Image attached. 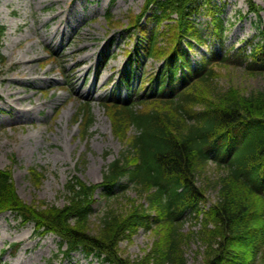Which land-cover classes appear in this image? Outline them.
<instances>
[{
	"label": "trees",
	"instance_id": "obj_1",
	"mask_svg": "<svg viewBox=\"0 0 264 264\" xmlns=\"http://www.w3.org/2000/svg\"><path fill=\"white\" fill-rule=\"evenodd\" d=\"M212 1L144 0L141 12L130 15L124 30L127 38L139 37L141 46L129 54L116 89L104 100L113 132L127 146L106 166L102 181L73 175L64 206L35 205L16 192L12 170L0 169V212L11 210L23 222H34L37 233L59 235L67 243L66 256L82 250L114 264H186L184 240L196 239L205 247L204 264H264V88L245 92L218 81L222 68L244 62L247 73L264 75V43L253 44L250 52L210 49L208 42L216 37L223 43L229 29L216 15L207 33L196 21L205 5L215 13ZM248 3L259 17L260 8ZM108 18L114 22L112 13ZM152 19L156 26L150 30ZM4 30L0 25V64ZM202 45L207 52L195 61L193 52ZM141 51L159 63L153 71L146 60L141 63ZM123 87L127 96L114 97ZM78 116L88 135L95 122L91 106L83 104ZM130 126L137 129L132 136ZM213 154L225 172L200 183ZM30 171L37 182L41 172ZM125 177L130 184L122 183ZM129 186L147 194L148 205L134 204L124 215L109 211L95 230L90 218L96 191L111 197L116 187L126 192ZM214 186L218 197L207 207L206 193ZM189 213L200 228L187 238L181 230ZM155 227L159 241L151 252L136 260L121 255L122 241Z\"/></svg>",
	"mask_w": 264,
	"mask_h": 264
},
{
	"label": "rangeland",
	"instance_id": "obj_2",
	"mask_svg": "<svg viewBox=\"0 0 264 264\" xmlns=\"http://www.w3.org/2000/svg\"><path fill=\"white\" fill-rule=\"evenodd\" d=\"M252 1L260 8L259 17L250 13L248 0H213L215 13L207 5L200 8L195 17L205 33L213 29L214 15L233 24L223 44L216 37L209 42L211 49L223 52L249 47L250 41L264 42V0ZM143 3L0 0V24L7 27L2 47L7 63L0 64V169L12 170L16 192L26 203L64 206L65 185L72 175L89 183L100 182L106 166L127 146L113 133L111 112L103 98L116 85L127 52L139 42L127 39L124 28L129 27L130 15L141 12ZM108 12L114 16L112 23ZM155 24V19L149 20V29ZM206 49L196 46L195 61ZM245 65L222 68L218 81L238 85L245 92L264 88V75L247 73ZM85 103L91 106L95 120L88 135L78 121ZM136 131L130 126L127 134ZM31 167L41 172L37 182L31 177ZM205 169L200 183L225 172L213 163ZM122 192L118 188L115 195L103 197L96 191L90 218L95 230L109 211L124 215L134 204L148 205L147 194L141 195L135 187ZM217 197L214 186L206 193V206ZM199 228L196 219L188 215L181 231L188 238ZM156 230L158 227L141 228L122 241L121 255L132 260L146 256L159 241ZM60 243L53 233L38 235L34 223H23L13 212H0V264H110L82 252L66 258V245ZM184 244L186 264H204L205 247L196 239L184 240Z\"/></svg>",
	"mask_w": 264,
	"mask_h": 264
}]
</instances>
